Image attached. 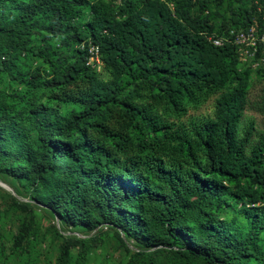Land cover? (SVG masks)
Listing matches in <instances>:
<instances>
[{"label":"trees","instance_id":"obj_1","mask_svg":"<svg viewBox=\"0 0 264 264\" xmlns=\"http://www.w3.org/2000/svg\"><path fill=\"white\" fill-rule=\"evenodd\" d=\"M194 3L197 15L191 0H26L13 19L0 10V69L10 70L3 56L30 53L46 64L47 83L80 103L68 118L54 116L37 129L40 192L59 198L50 206L77 210L89 195L96 217L144 245L159 237L180 258L249 264L264 232V131L255 142L252 123L240 132L246 87L237 53L206 37L247 27L256 8L229 9L230 25L215 31L203 14L207 0ZM41 32L73 45L72 60L47 44L30 46L29 36ZM87 41L100 49V72L86 65L80 45ZM215 94L212 121L191 134L174 128L188 106ZM8 119L0 120L9 132L0 126V143L17 138ZM164 189L170 200L151 194ZM146 197L148 224L134 216ZM230 202L243 207L244 232L217 220Z\"/></svg>","mask_w":264,"mask_h":264},{"label":"rangeland","instance_id":"obj_2","mask_svg":"<svg viewBox=\"0 0 264 264\" xmlns=\"http://www.w3.org/2000/svg\"><path fill=\"white\" fill-rule=\"evenodd\" d=\"M25 1L0 0V10L6 19H13L18 5ZM191 1V13L199 14L198 6L194 0ZM207 2L208 7L203 14L207 12L211 15L215 31L222 28V23L230 25L229 9L236 11L241 6L247 9L255 7L254 21L264 26V0ZM112 7L113 12L119 14V2H112ZM262 11L263 16H260ZM87 14L85 9L81 13L80 23ZM41 34L29 36L30 46L38 48L47 44L64 62L72 60L73 45L65 44L64 37ZM2 58L7 60L10 70L0 69V120L9 118L15 124L17 138H7L0 143V264H149L148 255L155 264H204L200 258L176 256L178 247L161 245L159 237L144 245L119 227L103 222L93 214L95 206L89 195H84L77 210L68 208L57 211L50 206L59 202V198L40 192L37 180L38 145L35 141L37 129L54 116L68 118L80 110V103L73 98L65 100L64 90L47 83L50 77L46 64L40 58L22 52ZM251 64L249 61L240 62V71L245 76L246 105L239 130L243 132L252 123L254 131L251 138L255 142L264 131V67H253ZM34 72L39 77L31 78ZM217 97L215 94L199 104L188 106L181 118L172 120L174 128L184 129L191 134L212 121ZM3 125V132L8 136V124L0 122V126ZM17 139L21 140L20 144L15 143ZM151 194L171 199L166 189ZM147 198L143 201L144 212L134 214L145 224L150 221L147 213L152 208ZM242 209L240 203L230 202L218 213L217 220L230 225L233 230L244 232L248 221L242 216ZM122 210L128 214L125 208ZM149 226L153 227L151 224ZM255 242L258 257H253L249 264H264V232Z\"/></svg>","mask_w":264,"mask_h":264},{"label":"built area","instance_id":"obj_3","mask_svg":"<svg viewBox=\"0 0 264 264\" xmlns=\"http://www.w3.org/2000/svg\"><path fill=\"white\" fill-rule=\"evenodd\" d=\"M206 38L216 47L233 46L239 62L249 61L253 67H264V26H259L254 20L243 29L230 28L222 34L211 33ZM80 49L86 51V65L100 72L102 59L99 47L87 41L81 43Z\"/></svg>","mask_w":264,"mask_h":264}]
</instances>
